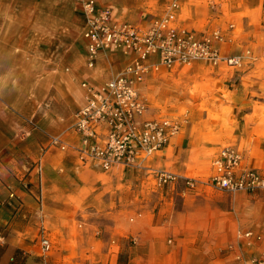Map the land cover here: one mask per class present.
Returning a JSON list of instances; mask_svg holds the SVG:
<instances>
[{
    "label": "crops",
    "instance_id": "obj_1",
    "mask_svg": "<svg viewBox=\"0 0 264 264\" xmlns=\"http://www.w3.org/2000/svg\"><path fill=\"white\" fill-rule=\"evenodd\" d=\"M59 1L0 0V264H249L264 250V239L247 245L239 234L264 236V192L225 193L217 201L202 190L157 187L144 169L103 170L95 160L81 162L72 149L50 145L52 137L78 144L71 124L84 102L81 83H103L127 61L110 51L87 67L80 4L63 0L78 12L75 23V13L51 8ZM170 1L94 3L109 6L113 21L144 26ZM179 2L180 27L223 30L231 22L243 36L257 35L264 22V0ZM210 70L214 102L207 108L232 120L213 128L214 140L234 143L264 172L262 81L243 70ZM185 134L155 152L148 165L185 175L195 156L185 148ZM43 236L51 242L47 254L40 248Z\"/></svg>",
    "mask_w": 264,
    "mask_h": 264
},
{
    "label": "built area",
    "instance_id": "obj_2",
    "mask_svg": "<svg viewBox=\"0 0 264 264\" xmlns=\"http://www.w3.org/2000/svg\"><path fill=\"white\" fill-rule=\"evenodd\" d=\"M85 18L81 33L87 52L86 65L93 68L97 57L118 52L127 57L122 68L107 81L81 83L84 102L76 110L71 129L78 135L76 145L52 137L50 145L72 149L81 162L95 160L103 170L115 166L144 169L158 186L182 182L187 191L198 185L227 193L264 192V172L250 165L234 145L222 147L212 159V172L206 179L152 168L148 161L163 150L181 130L183 120L165 115L147 114L149 104L143 86L149 77L189 67L204 60L214 67L240 65L241 56L221 52L223 34L219 29L196 30L176 23L179 0H171L162 16L147 25L112 20L111 8L98 9L94 0H76ZM232 26V25H230ZM33 126V121H29ZM239 237L245 244L261 242V232L245 230ZM43 254L51 249L48 237L40 238ZM249 264H264V250Z\"/></svg>",
    "mask_w": 264,
    "mask_h": 264
},
{
    "label": "rangeland",
    "instance_id": "obj_3",
    "mask_svg": "<svg viewBox=\"0 0 264 264\" xmlns=\"http://www.w3.org/2000/svg\"><path fill=\"white\" fill-rule=\"evenodd\" d=\"M48 5L50 3L46 5V8ZM213 5H216V3L213 2ZM51 8L56 10L60 8V13H75V15H72L73 22L76 23L78 21V12L74 11L66 1L60 0L58 3L53 4ZM79 9L81 10V7L78 5ZM226 27L223 30L214 26L207 29H219L223 34L224 39L220 43L222 53L241 56L242 58L240 65L234 67L221 66L219 69L221 71L230 69L235 73L244 71L245 73L257 75L262 81L260 84L261 91L264 95V22L261 25L262 28L260 26L258 27L260 32L257 35L256 33L252 35H240L242 33L240 25L238 26L235 23L229 22ZM226 29H233L234 32L228 34ZM73 32L72 37L77 42L79 39V30L73 28ZM210 67L217 68L208 66L207 63L202 61H196L189 67H177L170 72H162L149 77L142 89L149 104L148 115H165L183 120V125L178 135L186 133L185 137L190 142L185 148L192 149V153H195L194 158L190 159L192 166L188 167L185 175L198 179H206L211 174L212 159L222 147L226 145H234L237 147V145L228 140H214L216 139L214 132H217L214 129L219 128L221 130L224 128V124L229 125L232 123V120L228 118L230 114L211 113L207 108L214 102V99L208 94L212 85L209 76L213 73ZM262 117L264 118V115ZM210 127L211 130H209ZM198 138L203 139L207 143L205 145H197L199 143ZM210 141L212 142L208 144ZM238 149L241 151L240 148ZM172 163L175 164L174 162ZM172 171L177 173L175 170ZM155 186H165L166 188L172 185L158 186L155 184ZM174 186L184 189L185 185L180 182ZM198 190L204 191H200L202 195H210L212 198L217 199V201H221L222 195L227 193L201 185H198L195 191ZM196 196L200 197L198 195Z\"/></svg>",
    "mask_w": 264,
    "mask_h": 264
}]
</instances>
